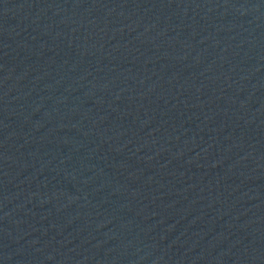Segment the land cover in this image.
<instances>
[{
  "label": "water",
  "instance_id": "1",
  "mask_svg": "<svg viewBox=\"0 0 264 264\" xmlns=\"http://www.w3.org/2000/svg\"><path fill=\"white\" fill-rule=\"evenodd\" d=\"M0 264H264V0H0Z\"/></svg>",
  "mask_w": 264,
  "mask_h": 264
}]
</instances>
